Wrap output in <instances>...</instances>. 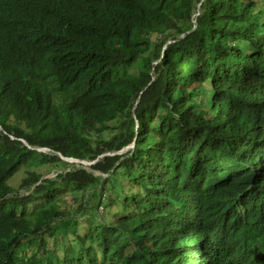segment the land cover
I'll list each match as a JSON object with an SVG mask.
<instances>
[{
  "label": "trees",
  "instance_id": "trees-1",
  "mask_svg": "<svg viewBox=\"0 0 264 264\" xmlns=\"http://www.w3.org/2000/svg\"><path fill=\"white\" fill-rule=\"evenodd\" d=\"M0 264H264V0H0Z\"/></svg>",
  "mask_w": 264,
  "mask_h": 264
},
{
  "label": "rangeland",
  "instance_id": "rangeland-1",
  "mask_svg": "<svg viewBox=\"0 0 264 264\" xmlns=\"http://www.w3.org/2000/svg\"><path fill=\"white\" fill-rule=\"evenodd\" d=\"M178 38H182V36H179ZM170 43H171V40H168L166 45H169ZM166 45L164 46V49H165ZM157 63H158V61L154 62L153 66H155ZM129 148H130V146L126 147L125 150H128ZM44 153H48V151H44ZM78 167H84L85 168V167H88V165L80 164V163H69V166L67 167L66 170H71L73 168H78ZM61 171L62 170H60V169L58 171L53 170V171L49 172L47 175L43 176L42 178L43 179H45V178L52 179V178H54L56 176L57 173H60ZM19 178H20V175H18L16 178H14L13 181H12V184L13 185H17L18 181H19ZM17 192L19 194H27L28 193L24 189L18 190ZM62 201L64 203H66V205H70V212H72L73 209H74V205H71V195L66 194L65 197L62 198ZM33 250H34V247L30 248V251H33Z\"/></svg>",
  "mask_w": 264,
  "mask_h": 264
},
{
  "label": "water",
  "instance_id": "water-1",
  "mask_svg": "<svg viewBox=\"0 0 264 264\" xmlns=\"http://www.w3.org/2000/svg\"><path fill=\"white\" fill-rule=\"evenodd\" d=\"M36 150L40 151V152L48 151V149H46V148H37ZM119 153H121V152H119ZM105 155H109V154H103L100 157H103ZM59 157H60V159H62L65 162H68V163H80V164H85V165H88V166L92 165V164H94L96 162V160L92 161V162H89V161H83V160H76V159H73V158H66V157L62 156L61 154H59ZM81 168H84V167H81ZM84 169L89 170L88 167H85ZM94 174L95 175H101L98 172H94ZM101 176H103V175H101ZM103 177H106V176H103Z\"/></svg>",
  "mask_w": 264,
  "mask_h": 264
},
{
  "label": "clouds",
  "instance_id": "clouds-1",
  "mask_svg": "<svg viewBox=\"0 0 264 264\" xmlns=\"http://www.w3.org/2000/svg\"><path fill=\"white\" fill-rule=\"evenodd\" d=\"M130 147H133V144H132ZM36 149H37V148H36ZM46 149H47V148H46ZM125 149H126V148H125ZM125 149L122 150V151H120V152L123 153L124 151H126ZM39 152H40V151H39ZM48 152H49V150H48ZM89 162H90V161H89ZM67 163H68V162H67ZM90 166H91V165H89L88 168H89ZM78 168H81V167H78ZM66 171H68V170H66ZM104 176H105V175H104ZM27 194H28V193H27Z\"/></svg>",
  "mask_w": 264,
  "mask_h": 264
}]
</instances>
